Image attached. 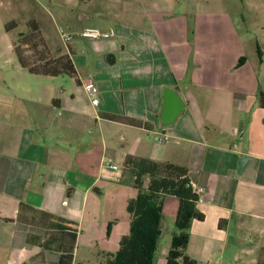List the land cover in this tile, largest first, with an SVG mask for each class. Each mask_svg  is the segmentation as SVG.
<instances>
[{
	"label": "crops",
	"instance_id": "0c3cea01",
	"mask_svg": "<svg viewBox=\"0 0 264 264\" xmlns=\"http://www.w3.org/2000/svg\"><path fill=\"white\" fill-rule=\"evenodd\" d=\"M186 1L94 0L99 14L89 12L80 19H97L99 26L76 23L70 32L97 28L114 30L115 36L79 41L75 57L73 41L66 47L78 74L70 92L27 93L20 101L40 108L18 105L0 114L2 244L14 251L37 248L32 258L56 261L55 252L27 242L28 236L46 239L43 231L48 229L38 226L46 222L45 212L78 232L76 257L91 193L113 181L128 182V200L137 191L134 177L126 179L123 168L125 159L135 156L189 170L201 196L198 210L205 215L190 230L186 253L191 259L264 264V60L258 59L264 50L258 35L243 36L230 12L193 11L181 4ZM89 80L97 86L98 106L85 91ZM167 88L185 102L171 125L162 120ZM163 135L168 140L160 142ZM109 161L119 170L109 168ZM21 204L37 211H21ZM179 205L176 197L164 198L154 264H167ZM114 220L108 231L106 222L88 225L90 243L92 238L114 239L113 248L104 250L111 254L129 227L118 230L111 214L109 223ZM96 228L103 229L102 236Z\"/></svg>",
	"mask_w": 264,
	"mask_h": 264
},
{
	"label": "rangeland",
	"instance_id": "374dc122",
	"mask_svg": "<svg viewBox=\"0 0 264 264\" xmlns=\"http://www.w3.org/2000/svg\"><path fill=\"white\" fill-rule=\"evenodd\" d=\"M207 1L208 3H206ZM181 4L183 6L186 5L193 11L197 8L196 11L218 13L226 10L230 12L236 28L242 32L243 36L251 34L254 38L255 35H258L257 37L264 50V0H189ZM89 12L99 14L94 0H86L84 3L80 2V0H0V114L7 113L18 105L26 108L29 106L31 109L40 108L37 103L20 101L21 97L27 93L35 97L43 95L47 91L56 94V89L58 96L70 92L69 84L72 81L70 78L59 77L52 79L37 76L22 68L14 52V43L18 41V37L31 35V22L41 19L46 27H43V29L39 22L38 24L41 28L42 37L50 51L54 54L58 50L68 52L66 47L69 44L66 45L62 42L60 37L61 29L70 32L76 23H84L90 27L99 26L96 24L98 23L97 19L88 18L81 21V16H88ZM13 20L18 22V27L7 31V23ZM83 40L87 39L79 37L73 40L74 57L79 54L76 52L79 41ZM248 48L249 52L252 53L253 51H250L251 47L248 46ZM258 59L264 60V53L259 52ZM125 177L127 179V177H132V175L127 173ZM102 187L101 191L91 193L83 227L85 232L82 242L78 245L79 251L75 257L77 263L106 264L104 254H107V252H104V250L107 248L110 250L114 246V239L108 241L99 238L95 242L92 238V243H90L88 239L91 236L88 225L90 226L91 223H96L99 226L106 222L104 230H111L116 221L109 223V216L114 214L117 222H119L118 230H122L128 223L129 227L126 232L127 234L130 232L131 220L127 212V196L131 193V188L128 182H103ZM132 194H134L132 197L134 198L137 196L138 191H134ZM90 206H93V211L90 210ZM96 231L101 236L103 235V229L96 228ZM165 236L162 240L163 246L166 245L167 235ZM245 244H249L248 239ZM118 248L120 247L118 246ZM38 251L37 248L27 250L18 248L17 251H14L10 246L0 242V264L29 263ZM43 262L44 264H53L55 261Z\"/></svg>",
	"mask_w": 264,
	"mask_h": 264
},
{
	"label": "trees",
	"instance_id": "16d2710c",
	"mask_svg": "<svg viewBox=\"0 0 264 264\" xmlns=\"http://www.w3.org/2000/svg\"><path fill=\"white\" fill-rule=\"evenodd\" d=\"M31 25V35L18 37V41L14 43V52L22 68L30 74L53 79L76 78L78 74L72 54L62 50L52 53L42 37L38 21L33 20ZM17 27L18 22L15 20L6 25L7 31ZM131 122L137 124V121ZM123 168L134 177V187L138 194L127 202L130 232L122 237L120 248L115 254H104L106 264H154L163 234L164 198L167 196L176 197L180 202L175 222L177 231L172 239L167 264H200L186 253L193 222L205 220V215L198 210L201 196L193 187L189 170L168 161L135 156H128ZM26 209L37 211L29 205L21 204V211ZM42 214L46 216V222L39 223L38 226L48 229L43 231L46 239L42 241V236H28L27 242L38 245L43 252H55L58 256L53 264H82L75 261L78 232L53 222L48 213ZM40 256L32 258L26 264H44L42 261L45 260H40Z\"/></svg>",
	"mask_w": 264,
	"mask_h": 264
},
{
	"label": "built area",
	"instance_id": "2783aa9c",
	"mask_svg": "<svg viewBox=\"0 0 264 264\" xmlns=\"http://www.w3.org/2000/svg\"><path fill=\"white\" fill-rule=\"evenodd\" d=\"M114 36H115L114 30L102 31V30L97 29V28H86V29L82 30L80 33L66 32L63 29H61V31H60L61 40L66 45L70 44L76 37H81V38L87 39V40L98 41V40H107V39H110ZM84 88H85V91L87 92V94L91 97L92 104L94 106L100 105L101 98L98 95H96L97 86H96L95 82L93 80L87 81L84 84ZM167 140H168V138L165 135H163L159 139L160 142H164ZM107 165L109 168H111L115 171L119 170V167L117 165L113 164L112 161H109L107 163Z\"/></svg>",
	"mask_w": 264,
	"mask_h": 264
},
{
	"label": "water",
	"instance_id": "95a60500",
	"mask_svg": "<svg viewBox=\"0 0 264 264\" xmlns=\"http://www.w3.org/2000/svg\"><path fill=\"white\" fill-rule=\"evenodd\" d=\"M111 58L113 55L107 57V61L112 64ZM185 108V102L174 89H165L164 107L162 113V120L165 125H171L175 122L182 110Z\"/></svg>",
	"mask_w": 264,
	"mask_h": 264
}]
</instances>
